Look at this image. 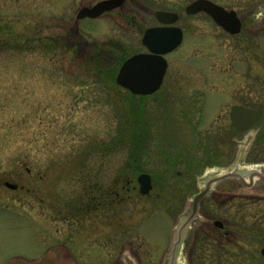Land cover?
I'll list each match as a JSON object with an SVG mask.
<instances>
[{
    "label": "rangeland",
    "instance_id": "rangeland-1",
    "mask_svg": "<svg viewBox=\"0 0 264 264\" xmlns=\"http://www.w3.org/2000/svg\"><path fill=\"white\" fill-rule=\"evenodd\" d=\"M98 1L0 0V264H264V184L233 178L214 186L187 222L208 175L264 163V32L247 29L237 41L224 35L214 58L201 60L190 55L200 54L197 28L189 47L169 56L155 95L131 97L116 76L143 49L145 24L157 25L147 8L183 12L195 0H128L123 19L135 16L138 29L113 12L79 22L104 55L95 56L71 27ZM213 1L264 8V0ZM260 10L245 15L264 18ZM233 106L262 118L228 132L216 120ZM137 112L144 136L135 144ZM16 166L34 177L19 178ZM91 168L97 172L88 175ZM142 173L154 178L148 195L140 192ZM5 180L24 189L9 191ZM96 182L109 199L99 209L82 206ZM179 228L186 229L180 240Z\"/></svg>",
    "mask_w": 264,
    "mask_h": 264
},
{
    "label": "flooded vegetation",
    "instance_id": "flooded-vegetation-1",
    "mask_svg": "<svg viewBox=\"0 0 264 264\" xmlns=\"http://www.w3.org/2000/svg\"><path fill=\"white\" fill-rule=\"evenodd\" d=\"M100 1H103V0H100ZM100 1H98V2H100ZM209 1H212V2L222 6L227 11H234L237 14L236 17L238 20H240V21H238L240 23V31L238 33H232L233 32L232 28L234 30L235 25H236V23H235L236 21H234L233 19H231L227 15H224V14L219 15V12H218L219 16L217 14L212 15L208 11V9L206 8V7H208L206 4H203L201 7L202 10H200L198 13H195V14L187 13L186 8L183 12L172 11V10H170V11L169 10H154V9L151 10L150 8H147V10H146V13L148 14L147 17L150 18L151 20L154 19L155 22H157V25L156 24L154 25L153 24L154 22L152 23L153 25L152 24H150V25L145 24L144 30L141 32V34H139L140 40H141V45L143 46L142 47L143 49L141 51L135 52L133 55H136V54H152L151 50L144 43L145 36H146L147 32L151 29H157V31L151 36V38L148 41H149V44L151 46L155 47L158 50H167L166 45H165L166 42L174 40V38L176 37V34H178L177 32L182 31V35H183L182 43L176 49L172 50L169 53L167 52L165 54V58L168 59L169 56L171 54H173L175 51H177L178 48L181 47L182 45H184V44L186 45V43H187V45L189 47V44H191V43H188V38L191 36V34H194L198 28L197 34H198L199 39H200L199 44L201 45V47L199 48L200 54L197 56L193 52V53H190V55H192L191 57H198L201 60L214 58V57L210 56L211 53H214L215 51H217L215 48H213L214 47L213 45H214V43H216L217 40H220L224 35L230 37L228 39H232V40L237 41L238 38H240L247 29H249L248 32H251L252 34H254L255 28L259 29L258 31L255 30L256 34L264 32V18L258 17V19L250 20L248 17L250 15L258 13V11L260 9H261L260 11L263 12V14H264V8L263 7H261V6H258V7L248 6V7L244 8V9H246V11L243 12L242 9L237 8V7L236 8H233V7L227 8V7L221 5V4H219L213 0H209ZM98 2H96V3H98ZM127 2H128V0H124L123 3L119 7L109 11V13L113 12V13H110V15L112 17H118L119 20H123V22L128 24L129 27H132V29H138L137 25H138L139 20L135 16L131 15V17L129 18L130 21L123 19L127 16V13H128V9L124 8ZM132 3L134 5L139 4V2L136 0H133ZM115 11H117V12L115 13ZM160 12H162V14H159ZM168 13L173 14V15L171 16ZM247 13L250 15H245ZM102 16H100L99 18H101ZM99 18H97V19H99ZM191 18H193V19L191 20ZM86 19H88V18H86ZM217 19H222L223 24H225V26H228V27L227 28L224 27V25L220 24L217 21ZM83 20H85V19H82V20L77 19L75 26L73 25L71 27L72 35L77 36V43L81 47L88 49L90 52H94L95 56H104V55H101L99 50H95L96 43L89 42V40L85 36H82L79 33L80 31L78 30V27H79L78 23L83 21ZM259 25L262 26V30H260L261 27H259ZM108 45H111V43H108ZM219 49H220V47L218 45V50ZM168 70H169V68H168ZM168 70H167L166 75L164 77L162 86H163L165 79L167 77ZM214 93L217 95V97L223 96L222 94H219V92H214ZM209 98H210V95L206 94L205 103ZM217 100H218V98H217ZM215 102H216V100H215ZM208 103H209V108H211L210 101ZM245 107H250V106H245ZM251 108H253V107H251ZM205 112H207L206 105H205ZM259 112H260V115L262 117V112L261 111H259ZM205 119H206V116L203 118V121ZM216 123L217 124L218 123H224L227 126L228 132H233L234 134L239 132L233 124L231 113L225 117L219 116L216 120ZM216 123H215V125H216ZM221 131H222V129H221ZM23 167L24 166H16L15 168H17V169H16V171H13V172H17V176L19 178H22L23 180L30 179L31 177L33 178L34 177L32 174L33 170L30 168H27L25 172H23V171L20 172V170H22ZM95 172H97V171H94V169L91 168V170H89V172H87V174L91 175V173L93 174ZM80 175H82V177L78 176V178H81V181H82L86 176H83V173H81V172H80ZM92 178H94V177L91 176V179ZM120 182L121 181H117V183H120ZM130 183L131 182H129V184ZM3 186L7 190L12 191V192H16L20 189H24V186H20L19 184L14 183L13 181H10V180H5L3 182ZM123 189L125 190L126 186H123ZM90 192H91V196H89V197L82 196V199H84V200H81V202H80V204L82 206L85 205L82 203V201H86L88 208L90 207V203L91 204L94 203L95 206H93L92 208L93 209H99L102 205H105V202L110 197V193L106 192L104 186H100L99 182L92 183L90 185ZM85 194H86V191H85ZM86 198H88V200H86ZM214 225L217 228H219V230H223V228H224V224H223L222 228L218 227L216 221H215Z\"/></svg>",
    "mask_w": 264,
    "mask_h": 264
},
{
    "label": "water",
    "instance_id": "water-1",
    "mask_svg": "<svg viewBox=\"0 0 264 264\" xmlns=\"http://www.w3.org/2000/svg\"><path fill=\"white\" fill-rule=\"evenodd\" d=\"M122 2L123 0H110L103 1L93 8L85 7L80 11L79 18L98 17L104 12L118 7ZM202 2L203 1L199 0L191 4L187 9L188 13L191 14L200 11ZM220 23H222L221 20ZM155 32V29L149 30L144 39V43L149 46L154 55L140 54L131 57L124 62L117 76V83L130 90L134 95H151L160 88L168 67V63L163 57V54L176 48L183 38L182 31H179L173 42L166 46L167 50H158L148 44V40ZM231 115L234 125L240 131L253 127L259 118L257 111L240 106H234ZM256 166L264 167V164H257ZM236 170L237 169L226 175L210 178L205 183L204 189L196 194L193 199L192 212L187 222H191L197 217L200 202L208 195L214 186L233 178L240 179L243 181L244 185H249L251 187H254L256 184L264 183V169L261 172L256 171L249 173L248 179H246V173L242 174ZM138 182L140 184L141 194L148 195L153 187L151 176L149 174H141L138 178ZM217 225L220 228L223 227L220 221H217ZM262 254L264 255V249H262Z\"/></svg>",
    "mask_w": 264,
    "mask_h": 264
},
{
    "label": "trees",
    "instance_id": "trees-1",
    "mask_svg": "<svg viewBox=\"0 0 264 264\" xmlns=\"http://www.w3.org/2000/svg\"><path fill=\"white\" fill-rule=\"evenodd\" d=\"M131 97H133V96H131ZM137 116H136V118H135V120L133 121V123H135L134 124V128L131 130L130 129V131H129V139L133 142V143H135L136 144V142H139L142 138H143V136L144 135H141V129H142V119H141V117H140V114H139V112H137ZM132 123V122H131ZM135 171H137L136 169H135ZM81 173H83V175H85L84 174V172L81 170ZM129 175H133V174H129ZM128 175V176H129ZM126 177V179H125V181H126V184H125V186L127 187V186H129V182H131L130 181V177ZM130 178V179H129Z\"/></svg>",
    "mask_w": 264,
    "mask_h": 264
},
{
    "label": "bare ground",
    "instance_id": "bare-ground-1",
    "mask_svg": "<svg viewBox=\"0 0 264 264\" xmlns=\"http://www.w3.org/2000/svg\"><path fill=\"white\" fill-rule=\"evenodd\" d=\"M260 122V121H259ZM258 122V123H259ZM257 123V124H258ZM256 124V125H257ZM263 169H264V167H261V166H256V165H250V166H248L247 168H246V172L245 171H242L241 169V171L240 172H242V174H244V173H246V179H248L249 177V173H251V172H256V171H259V172H261V171H263ZM216 173V172H215ZM223 174H225V171H222V172H220V173H218V175L219 176H221V175H223ZM207 176V175H206ZM209 176V175H208ZM207 176V178L205 179V181H204V183L206 182V181H208V179L210 178V177H208ZM181 227V226H180ZM186 230V229H185ZM183 228H179L178 230H177V234H178V240H180V239H182V237H183V234H184V231H185ZM177 243H178V241H177ZM177 247L178 246H176V242H175V245H174V249H173V254L175 253L176 254V251H177Z\"/></svg>",
    "mask_w": 264,
    "mask_h": 264
}]
</instances>
